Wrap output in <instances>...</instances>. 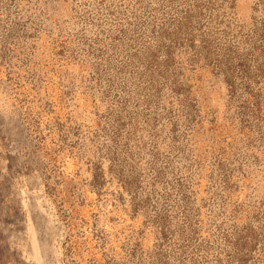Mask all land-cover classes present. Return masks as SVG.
Returning a JSON list of instances; mask_svg holds the SVG:
<instances>
[{"label":"rangeland","instance_id":"1","mask_svg":"<svg viewBox=\"0 0 264 264\" xmlns=\"http://www.w3.org/2000/svg\"><path fill=\"white\" fill-rule=\"evenodd\" d=\"M0 264H264V0H0Z\"/></svg>","mask_w":264,"mask_h":264}]
</instances>
